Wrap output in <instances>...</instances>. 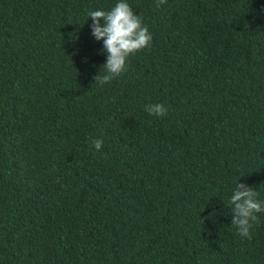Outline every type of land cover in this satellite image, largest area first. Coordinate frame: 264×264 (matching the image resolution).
I'll return each instance as SVG.
<instances>
[{
	"label": "trees",
	"instance_id": "16d2710c",
	"mask_svg": "<svg viewBox=\"0 0 264 264\" xmlns=\"http://www.w3.org/2000/svg\"><path fill=\"white\" fill-rule=\"evenodd\" d=\"M117 2L0 0V264H264V0H126L152 41L93 85Z\"/></svg>",
	"mask_w": 264,
	"mask_h": 264
},
{
	"label": "clouds",
	"instance_id": "9594fccd",
	"mask_svg": "<svg viewBox=\"0 0 264 264\" xmlns=\"http://www.w3.org/2000/svg\"><path fill=\"white\" fill-rule=\"evenodd\" d=\"M167 0H156L159 8ZM92 19L91 35L103 41V52L107 53L106 62L101 65L93 85L103 86L122 75L127 69L128 58L145 47L150 46L152 35L126 0H119L109 11L93 10L88 12ZM103 21V23H101ZM92 85V86H93ZM150 115L163 117L167 108L161 103L145 106ZM91 144L99 151L102 139H92ZM259 193L251 186L239 182L227 204L232 211L231 225L244 238L251 239V229L257 221V213L264 212V201L257 199Z\"/></svg>",
	"mask_w": 264,
	"mask_h": 264
}]
</instances>
